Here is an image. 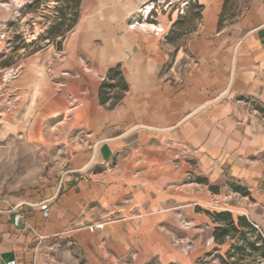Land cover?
Masks as SVG:
<instances>
[{
    "label": "crops",
    "instance_id": "0c3cea01",
    "mask_svg": "<svg viewBox=\"0 0 264 264\" xmlns=\"http://www.w3.org/2000/svg\"><path fill=\"white\" fill-rule=\"evenodd\" d=\"M159 1L80 0L72 28L55 32L59 47L48 41L3 87L4 106L8 98L13 106L0 125H74L91 150L30 202L0 196V264H31L33 244L50 242L70 223L80 225L73 240L91 244L98 259L103 240H160L158 227L183 210L212 225L198 207L217 199L209 185L225 175L250 183L261 173L264 0H248L226 23L225 0H198L200 17L181 44L169 35L178 12L156 24L137 17ZM114 66L127 89L113 105L101 103L99 86ZM101 210L115 214L106 239L87 226Z\"/></svg>",
    "mask_w": 264,
    "mask_h": 264
},
{
    "label": "rangeland",
    "instance_id": "374dc122",
    "mask_svg": "<svg viewBox=\"0 0 264 264\" xmlns=\"http://www.w3.org/2000/svg\"><path fill=\"white\" fill-rule=\"evenodd\" d=\"M247 2L248 0H226L222 14L224 23L235 20ZM197 3L195 0H161L150 3L149 11L146 9L147 5L141 7L137 17H143L149 24H156L157 16L163 14L167 17L173 11L178 12L181 17L170 24L169 35L172 42L181 44L189 37L200 17ZM79 6L80 0H0V117L3 112L5 117L11 114L13 106L9 98L4 106L3 87L20 75L25 58L44 48L48 41H57L59 47L60 40H56L51 28H72ZM139 24L143 26L142 21ZM157 30L159 29H155ZM51 67H46L50 78L53 77ZM10 68H17L18 75L7 81L3 80L4 73ZM115 93H121L120 87ZM69 99L71 107L78 104L75 96L69 95ZM262 108L264 117V106ZM85 137V131L74 125H0V196L30 202L32 197L41 194L44 189L55 188L63 179L65 171L79 158L78 153L91 150ZM258 156L262 164V171L258 176L247 183L237 182L225 175L213 185L212 190L218 192L217 199L206 201L208 204L202 201L199 209L205 213L229 210L234 217L245 215L256 226L264 227V149ZM245 191L249 194L246 195ZM114 215L101 210L95 221L87 226L102 233V237L106 239L110 237V229H115V226L105 223L111 222ZM174 218V222H166L164 226L158 227V231L163 234L158 241L140 239L138 234L129 243L103 240L101 259L93 256L95 253L96 257L98 255L91 244L84 248L73 240L76 231L72 230L80 225L70 223L63 227L62 232L54 234L49 239L50 242L37 243L36 246L32 241L35 250L30 263L220 264L217 255H224L232 241L228 240L223 244L209 241L214 226L212 220V225H208L201 215L194 222L184 210L183 213H176ZM118 228L124 229L121 226ZM185 238L192 242L188 253L180 251L173 242L175 239ZM115 254L117 255L113 258ZM259 264H262V260Z\"/></svg>",
    "mask_w": 264,
    "mask_h": 264
},
{
    "label": "trees",
    "instance_id": "16d2710c",
    "mask_svg": "<svg viewBox=\"0 0 264 264\" xmlns=\"http://www.w3.org/2000/svg\"><path fill=\"white\" fill-rule=\"evenodd\" d=\"M197 1L195 0V2ZM201 8L202 5L197 3L199 13ZM76 17L77 15L73 22H75ZM51 30L55 33L57 28L52 27ZM106 75L107 79H104L99 86L98 98L101 103L109 102L110 105H113L120 99L122 91L127 89V83L119 66L109 68ZM118 87L121 90L119 95L115 93ZM209 188L214 189V186L209 185ZM245 194L247 195L249 192L245 191ZM206 213L214 223L211 230L213 241L217 244H223L228 240L232 241L224 255H217L220 264H259L261 260L264 264V227L256 226L245 215L234 217L229 210L206 211ZM168 264L177 263L170 262Z\"/></svg>",
    "mask_w": 264,
    "mask_h": 264
},
{
    "label": "built area",
    "instance_id": "2783aa9c",
    "mask_svg": "<svg viewBox=\"0 0 264 264\" xmlns=\"http://www.w3.org/2000/svg\"><path fill=\"white\" fill-rule=\"evenodd\" d=\"M18 75V69L17 68H10L8 69L4 75H3V80H8L11 77H16ZM75 101V99L73 100ZM76 102V101H75ZM41 209L43 211V215H47L49 212V209L45 203L42 204ZM22 215L16 214L14 222L17 223L19 219L21 218ZM186 225V224H185ZM209 241H213V237L210 236ZM174 244L182 251L183 253H188L191 248H192V242L185 238V239H175ZM8 264H16L14 260H11L8 262Z\"/></svg>",
    "mask_w": 264,
    "mask_h": 264
},
{
    "label": "bare ground",
    "instance_id": "6f19581e",
    "mask_svg": "<svg viewBox=\"0 0 264 264\" xmlns=\"http://www.w3.org/2000/svg\"><path fill=\"white\" fill-rule=\"evenodd\" d=\"M149 8H150L149 6H148V8H146V9H147V11H149Z\"/></svg>",
    "mask_w": 264,
    "mask_h": 264
}]
</instances>
